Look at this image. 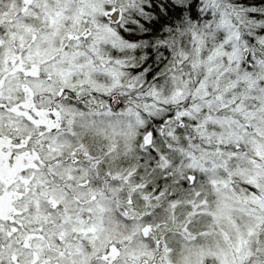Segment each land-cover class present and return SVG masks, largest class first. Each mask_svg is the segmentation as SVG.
I'll return each mask as SVG.
<instances>
[{
  "label": "snow or ice",
  "instance_id": "6c2138e0",
  "mask_svg": "<svg viewBox=\"0 0 264 264\" xmlns=\"http://www.w3.org/2000/svg\"><path fill=\"white\" fill-rule=\"evenodd\" d=\"M0 264H264V0H0Z\"/></svg>",
  "mask_w": 264,
  "mask_h": 264
}]
</instances>
